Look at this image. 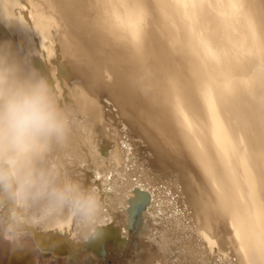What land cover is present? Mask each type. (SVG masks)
<instances>
[{"label": "bare ground", "instance_id": "6f19581e", "mask_svg": "<svg viewBox=\"0 0 264 264\" xmlns=\"http://www.w3.org/2000/svg\"><path fill=\"white\" fill-rule=\"evenodd\" d=\"M0 69L44 81L66 122L64 139L34 161L47 192L98 201L88 217L47 194L22 200L0 188L2 234L14 241H0L7 264H32L34 248L92 264L132 233L136 264H170L181 243L201 264L214 252L231 264L226 249L235 264H264V0H0ZM102 98L126 125L114 120L113 141ZM122 136L143 138L153 161L142 163L154 168L168 162L159 144L187 155L200 182L181 169L179 192L151 184L138 144ZM101 220L102 235L85 242Z\"/></svg>", "mask_w": 264, "mask_h": 264}, {"label": "clouds", "instance_id": "9594fccd", "mask_svg": "<svg viewBox=\"0 0 264 264\" xmlns=\"http://www.w3.org/2000/svg\"><path fill=\"white\" fill-rule=\"evenodd\" d=\"M66 122L44 81L17 78L11 69H0V188L26 199L47 194L56 204H71L82 215L93 217L98 201L92 195L53 190L34 161L42 158L50 142L66 134ZM105 221L84 237L85 242L102 235Z\"/></svg>", "mask_w": 264, "mask_h": 264}, {"label": "rangeland", "instance_id": "374dc122", "mask_svg": "<svg viewBox=\"0 0 264 264\" xmlns=\"http://www.w3.org/2000/svg\"><path fill=\"white\" fill-rule=\"evenodd\" d=\"M101 100L102 102L107 104V106L103 109L104 112L109 113V111H111L113 113L112 118L108 116L109 117L108 119L107 117L109 125H107V127L104 128L106 132L108 131L110 132V133L108 132L109 134L105 136V138H108L113 141L114 138H113V134H111V129H114V128L116 129V126L114 125L115 124L114 120L120 122V119L118 118V113L116 111L117 107H115L114 105H111L112 103H111L110 98L109 100H107L106 98H102ZM76 116H77L76 114L72 115V117L75 119L77 118ZM119 126H120L119 129L126 128V125L124 122H120ZM122 139L128 140L127 137L122 136V138L118 141V143H120ZM95 140L96 138L94 137L92 141H95ZM106 141H105V145L107 146L112 145L110 142L109 144L106 143ZM130 141L138 144V148H137L138 151L135 153L137 159L139 160L138 170L146 171L145 175L142 174V178H144L146 181H150L151 184L158 186V187H161L162 185L164 187L165 184H167L169 187H174L175 184L173 185V182H175V179H177V176L179 175L181 169H184V171L187 173L188 176H190L193 182L196 181V178L200 182L199 176L195 169V165H193L192 161L189 159L187 155L177 156L175 152L159 144V147L164 153L166 159H168V162L162 168L158 165L156 168H154L151 165H147V163L145 162L144 164L142 163L143 161H146L145 159L147 160L153 159L152 150L146 147L145 140L141 138L140 136H132L131 139H129L127 142H130ZM122 146L124 147L125 145L122 144ZM127 147L130 148L131 146H127ZM131 158L134 159L133 156H131ZM46 160L49 163V166H54L55 169L57 168V163L51 162V161H56V156L52 158H47ZM131 165L135 167L136 162H132ZM137 175H141V173H137ZM134 178L135 176L130 177L131 180H134ZM53 179L58 180V177L56 178V176L54 175ZM123 180H125V178ZM176 182H178V180H176ZM175 187H177L175 190L179 192L181 189L180 183L178 182ZM177 192L174 194V196L177 194ZM182 203H183V206H185L186 203L185 202H182ZM175 208L176 209L181 208L179 202L177 203V206ZM105 210H106V207H103L102 211L104 212ZM174 213L176 212L174 211ZM3 215H6V214L0 208V241L10 245L11 243L14 242V241L12 242V238L9 236L5 237L2 234L4 231L2 230L3 221H4ZM167 216L170 217L169 214ZM90 221L94 222V220H90ZM191 222H192V219L190 220L188 224L190 225ZM191 224L193 225V227L195 226V223H191ZM162 226L163 228L171 229V226L169 225L167 227L165 223H163ZM159 234H157V237L161 236V234L160 235ZM15 236H16L15 241L18 240L20 244L25 245L29 243V239L24 234H19V236L18 235H15ZM171 236H172L171 232L169 233L168 231L167 234L162 235L160 238H165V237L169 238ZM192 236H190V238L193 241L192 243L195 244V246L204 245L206 239L205 237H203V234L192 232ZM139 245H140V239L138 238L136 234L132 233L130 237L128 238L127 243L123 247H117L115 245L113 246L108 245L106 248L105 254L103 256L98 257V258H92V264H136V261H134L135 260L134 258H136V253H137L136 250H138ZM6 254L3 257H0V264H7L6 262H7L8 257ZM214 254L216 256L213 255L214 258H212V260L215 262L206 263V264H215V263L222 264L221 258H219L215 252ZM84 255L83 257L78 256L74 261H71L72 262L71 263V262H67L63 257H60V256H53L50 254L44 255L43 252L34 248L32 252V264H85V263L90 264L88 261V257ZM201 255L204 256V254H201ZM222 255L227 257L226 259L227 262L231 260L232 262L231 264H235L236 256L230 253L229 249L223 250ZM169 259L171 260L170 264H201L203 262L202 258H200L199 256L198 251L195 250V252H191L189 248L187 249L184 248V243L183 244L181 243L180 249H177V251L174 254L170 255Z\"/></svg>", "mask_w": 264, "mask_h": 264}]
</instances>
